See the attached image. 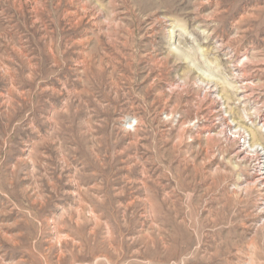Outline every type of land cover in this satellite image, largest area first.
<instances>
[{
    "label": "rangeland",
    "instance_id": "obj_1",
    "mask_svg": "<svg viewBox=\"0 0 264 264\" xmlns=\"http://www.w3.org/2000/svg\"><path fill=\"white\" fill-rule=\"evenodd\" d=\"M263 123L264 0H0V264H264Z\"/></svg>",
    "mask_w": 264,
    "mask_h": 264
},
{
    "label": "bare ground",
    "instance_id": "obj_2",
    "mask_svg": "<svg viewBox=\"0 0 264 264\" xmlns=\"http://www.w3.org/2000/svg\"><path fill=\"white\" fill-rule=\"evenodd\" d=\"M264 126V123H263ZM247 130L244 133H240L241 140H244L243 144L237 147L235 151V157L239 160L247 161L249 154L252 153L254 147L250 145V141L246 138ZM237 135V134H236ZM241 144V143H240ZM239 145V144H238ZM255 165L251 170V180L254 184L263 186L264 189V148L261 151L255 150ZM252 183V182H251ZM263 210H264V199H263Z\"/></svg>",
    "mask_w": 264,
    "mask_h": 264
}]
</instances>
